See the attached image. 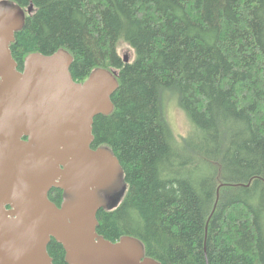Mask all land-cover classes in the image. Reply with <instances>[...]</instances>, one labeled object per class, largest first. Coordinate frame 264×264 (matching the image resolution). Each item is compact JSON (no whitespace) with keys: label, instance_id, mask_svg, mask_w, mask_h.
Segmentation results:
<instances>
[{"label":"trees","instance_id":"1","mask_svg":"<svg viewBox=\"0 0 264 264\" xmlns=\"http://www.w3.org/2000/svg\"><path fill=\"white\" fill-rule=\"evenodd\" d=\"M10 1L32 5L10 45L19 70L31 53L66 49L77 82L97 67L118 74L91 147L112 150L126 191L98 210L97 232L136 237L161 264H264V0ZM49 199L59 206L62 190ZM47 251L67 264L55 239Z\"/></svg>","mask_w":264,"mask_h":264},{"label":"water","instance_id":"2","mask_svg":"<svg viewBox=\"0 0 264 264\" xmlns=\"http://www.w3.org/2000/svg\"><path fill=\"white\" fill-rule=\"evenodd\" d=\"M31 11L0 0V264H53L52 238L67 264H161L138 238L96 230L98 210L126 191L112 150L91 147L94 117L114 108L117 72L97 67L77 82L66 49L31 53L19 70L10 45ZM52 188L62 190L59 206Z\"/></svg>","mask_w":264,"mask_h":264},{"label":"rangeland","instance_id":"3","mask_svg":"<svg viewBox=\"0 0 264 264\" xmlns=\"http://www.w3.org/2000/svg\"><path fill=\"white\" fill-rule=\"evenodd\" d=\"M118 52L123 58H128V61L133 59V50L123 42L119 44ZM166 115L177 137L187 135L190 129L189 121L185 113L179 108L176 98L172 95H169L166 100Z\"/></svg>","mask_w":264,"mask_h":264}]
</instances>
